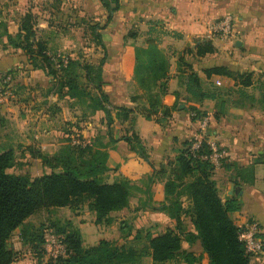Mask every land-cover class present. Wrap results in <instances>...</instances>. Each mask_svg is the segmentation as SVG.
<instances>
[{"label": "crops", "instance_id": "crops-1", "mask_svg": "<svg viewBox=\"0 0 264 264\" xmlns=\"http://www.w3.org/2000/svg\"><path fill=\"white\" fill-rule=\"evenodd\" d=\"M29 12L35 17L36 40L46 44L48 54L73 60L96 51V46L87 41L90 36L86 24L105 26L99 31L108 50L101 74L102 91L108 98L109 109L127 107L134 110L133 121L119 124L114 120L109 126L105 113L96 111L90 115L89 122H77L78 117L85 114L84 106L67 96L59 98L53 94L51 79L45 72L32 69L26 54L8 42V36L13 37L19 32L21 20ZM107 16L99 0H0V81L8 79L11 92L0 103V125H9V130L3 127L2 140L7 145L0 153L10 149L15 153L12 139L19 140L26 130L35 139L41 135L50 136V139L57 132L65 134L62 131L68 126L60 125V119L72 124L75 121L83 137L92 138L95 146L98 142L105 146L107 171L103 175L104 181L130 184L129 204L112 212L108 225L95 224V214L87 205L75 212L67 207L65 210L54 209L65 211V223L69 222L79 232L85 248L103 240L119 246L142 247L146 244L144 237L133 240L137 230L142 231L143 236L149 233L155 237L176 228L175 220L164 210L168 204L164 192L166 179H156L154 171L173 161L184 141L198 136L197 121L191 120V109L201 110L213 121L207 136L216 140L226 153L225 164L214 169L212 174L218 195L222 201L234 198L239 202V210L229 213V218L236 227L255 222L264 245V159L262 163L253 164L256 158L264 155V105L259 103L264 94L260 91L255 95L256 87L264 83V0H119L118 11L108 22ZM226 16L233 23V45L243 51L245 40H254L252 51L258 58L251 60L252 66L242 69L236 68L242 64V57L237 62L216 66H231L239 73L250 69L249 72L257 75L251 87L256 89L250 93L251 88L245 89L231 79L212 76V80H216L215 86L222 85L224 92L215 91L213 99L198 101L186 93L185 75L191 68L204 89L202 83L207 78L203 71L213 67L206 64L210 62L208 59L218 56V49L222 52L220 57L227 62L228 43L226 45L213 32L214 24ZM199 40H210L215 53L197 57L194 47ZM185 50L193 53L184 55ZM179 56L184 57L188 67L178 65ZM154 58L157 64L153 63ZM91 60L96 62L95 57ZM199 61L203 66H197ZM148 87L150 91H147ZM150 96H159L161 104L170 109L162 124H158L154 116L146 119L137 112L136 108H149L147 100ZM181 104L184 107L179 109ZM160 111L155 115L157 118L162 116ZM127 131L138 136L146 149V159L130 151L128 144L120 139ZM111 140L115 141L112 143ZM50 146L38 140L19 147L24 154L29 151L33 158L34 151L54 155L58 150ZM232 163L253 166L251 185L241 183L229 166ZM43 168L44 174L50 173V169ZM181 200L186 209L189 202L185 197ZM28 219L24 222V230H28ZM129 228L132 232L125 238ZM182 228L194 232L188 218L183 220ZM21 231L22 227L13 232L16 240L12 249L17 252V248L26 247L28 255L32 254L29 245L23 242ZM182 252L200 258L199 264H209L199 241L183 242ZM20 260L17 258L13 264H19ZM138 262L152 264V259L145 255ZM167 264L186 263L179 255ZM249 264H264V247L250 257Z\"/></svg>", "mask_w": 264, "mask_h": 264}, {"label": "trees", "instance_id": "trees-1", "mask_svg": "<svg viewBox=\"0 0 264 264\" xmlns=\"http://www.w3.org/2000/svg\"><path fill=\"white\" fill-rule=\"evenodd\" d=\"M99 1L108 14V22L119 9V0ZM35 22V17L30 12L27 13L21 20L19 32L13 37L8 36V42L13 48L26 54L32 69L45 72L51 79L53 94L59 98L67 96L86 106L89 115L103 111L109 126L114 120L119 124L133 121L134 110L127 107H107L108 98L102 91L101 77L104 56L97 63L84 60L80 56L75 60L67 58L64 63L61 55H49L46 44L36 40ZM104 27L98 23H87L85 26L95 46L103 51L105 46L99 31ZM194 52L197 57H203L215 53V48L210 40H199ZM192 53L191 50L184 51V55ZM155 59L153 63L157 62ZM178 65L188 67L182 56L178 58ZM188 70L184 83L186 93L198 101L213 99L215 92L204 90L198 76L191 68ZM203 73L207 79L212 76L226 77L243 88L252 87L254 80L251 73L241 74L226 66H213L205 69ZM161 87L162 85L160 89ZM256 88L264 94V83ZM146 89L150 91V87ZM148 99L149 108H136L137 112L146 119L154 116L153 119L162 124L169 116L170 109L161 104L159 96H150ZM259 103L264 105V95ZM159 110L162 116L157 118L155 115ZM195 111L191 109L192 114ZM191 120L195 122L198 119L192 115ZM120 139L128 144L130 151L142 158L148 157L146 149L134 132L129 134L127 131ZM114 141L111 140L112 143ZM104 148L99 143L97 146L79 144L70 148L63 147L54 155L34 151L32 157L40 159L42 165L50 169V173L34 179L27 175L8 173L7 170L13 168L16 162L14 152L10 149L0 153V264H13L17 259V252L9 246V240L13 232L21 227L23 242L29 245L38 264H42L45 256L46 229H51L56 236L61 237L66 247L65 256L50 259L46 264H139L138 259L145 255L151 257L152 264H167L179 255H182L186 264H199L200 258L182 252L183 242L192 244L196 241L200 242L203 252L207 254L209 264H249L251 256L245 253L243 243L239 240L241 227H236L229 218V213L239 210L240 204L234 198L221 200L212 180L215 168L209 161L201 158L209 154L208 147L202 143L198 150L193 151L192 139L182 143L173 161L154 171L156 179H166L164 192L168 204L164 210L175 220V230H167L155 237L149 233L143 236V232L137 230L133 240L138 241L144 237L146 244L142 247L126 244L119 246L115 242L103 240L89 248L83 247L79 232L69 222L64 225L53 223L35 233L24 230V222L42 209L67 207L75 212L87 205L95 214V224L108 225L112 212L128 206L130 184L127 181L107 183L103 180L107 171ZM263 159L264 155L256 158L253 164L262 163ZM226 160V157L223 158L220 165H224ZM229 166L241 183H253L252 165L244 167L232 163ZM235 183L238 184L237 181ZM182 197L189 202L186 209L183 207ZM185 218L190 220L194 232L182 228ZM127 230L125 238L131 234L132 228Z\"/></svg>", "mask_w": 264, "mask_h": 264}, {"label": "rangeland", "instance_id": "rangeland-1", "mask_svg": "<svg viewBox=\"0 0 264 264\" xmlns=\"http://www.w3.org/2000/svg\"><path fill=\"white\" fill-rule=\"evenodd\" d=\"M231 27L233 28V23L231 21ZM232 32V30H231ZM232 33L229 34L228 38L226 40H224V42L228 43V49H226V54H225V58L227 60V62L224 61L223 58L220 57V55H222V52L220 50L217 49L218 52V56H213L210 59V62L206 63L208 65L211 66H216V65H222V64H227L228 62H237L240 60V58L242 57L244 60H241V65H239L240 67H236V68H247V66H252L251 64V60H253V58H258L257 56L253 55V51H252V46L255 45V41L252 39L249 40H245V45H243V51H241V49L236 48V46L233 45V39H232ZM238 37V35H235V38ZM87 41L90 44H93V46L95 45V43L92 41L91 37H89L87 39ZM224 43V44H225ZM95 47V46H94ZM248 51V54H246V52ZM92 53V51H91ZM90 53V54H91ZM90 54H84L83 55V59L87 60V61H93L91 59H93V57L96 58V62L100 61L103 56H104V61H107V57H108V50L105 48V50L103 51L100 47H96V51L90 55ZM227 55V56H226ZM228 58V59H227ZM187 60H191V58H188ZM200 63L197 64V66L201 67L203 66V63H201V61H199ZM194 63V62H193ZM105 65V62H104ZM223 65V66H225ZM228 67V66H226ZM234 67V66H233ZM228 68H231L228 67ZM232 69V68H231ZM233 70V69H232ZM250 69H248L246 73H251L253 79L255 80L257 78V75H254V73L249 72ZM239 73V72H238ZM242 74V73H241ZM244 74V73H243ZM213 77L211 79H207L204 80L203 78V86L204 89L207 91H222V85L219 87L215 86L216 80H212ZM221 88V89H220ZM251 88V87H250ZM248 89V88H245ZM256 89V88H251L248 91H250V93H252V90ZM224 92V91H222ZM260 90H256L255 95H259ZM258 93V94H257ZM248 94V93H246ZM251 95V94H250ZM85 110V114L82 117H78L77 122L81 123L83 121L89 122V111L86 108V106H84ZM218 111V110H217ZM195 115L197 120V125L199 124L200 121L202 120H207L208 124L206 127V130H211V124L213 121L210 120L209 116L207 115L206 112H202L201 110H197L195 111ZM80 113V112H79ZM80 116V114H79ZM61 122L60 125H62L64 127V125L68 126L65 130H63L62 132L65 131V134H61L59 132H57L58 134L52 135L51 138L49 139L50 136L45 137L44 135H41V137H39V139H35L33 136L27 134V130L26 133L23 134L22 136L19 137V140H13L14 143V150H15V165L13 168L7 170L8 173L10 174H15V175H27L29 176L31 179H34L36 177H39L41 175H43L46 170H44V166L42 165V163L40 162V160H36L30 157L29 151L26 152L25 154L23 153V151L21 152V148L20 147H24L26 146V144H28L29 142L35 143L39 140V142H47V144H50L51 148L56 147V150L59 151V149L63 148V147H67L70 148L71 146H76L79 144H93V142L91 141L92 138L90 137H83L84 135H82L79 131L80 127L79 125H76V122L74 121V123H70V121L64 122L63 119L59 120ZM72 122V121H71ZM3 127H6L7 130H9V125L6 126V124H1L0 125V149L2 147H6L5 145H7L5 143V141L2 140L5 128L3 130ZM79 128V129H77ZM45 138L46 141H45ZM88 140H90V142H88ZM15 141V142H14ZM20 141V142H19ZM97 141V140H96ZM96 141L94 143H96ZM74 142V143H73ZM100 142H98L99 144ZM18 144V145H17ZM18 146V148H17ZM20 146V147H19ZM36 149V148H35ZM37 150V149H36ZM57 151V152H58ZM53 155V154H52ZM48 169V168H47ZM48 172V171H47ZM103 178V177H102ZM105 178H103L104 180ZM63 210H65V208H61ZM66 221V213L65 211H60L58 209H54V208H50V209H42L39 210L38 212H36L33 216H31L28 221L26 222L27 224V229L31 232V233H35V232H39L41 231L43 228H48L51 224L53 223H58L60 225H64ZM30 228V229H29ZM16 238L12 236V238H10L9 240V246L12 248L13 242H15ZM17 258L21 259L19 264H38V261L36 259L35 256H33L32 254L27 253V249L26 247H21V248H17ZM42 264H46V262H49L48 260H50L47 256L42 258Z\"/></svg>", "mask_w": 264, "mask_h": 264}, {"label": "built area", "instance_id": "built-area-1", "mask_svg": "<svg viewBox=\"0 0 264 264\" xmlns=\"http://www.w3.org/2000/svg\"><path fill=\"white\" fill-rule=\"evenodd\" d=\"M231 18L229 16L224 17L220 21L216 22L213 26V32L218 35L222 40H226L231 33ZM62 57L64 63L67 58ZM219 84V82H217ZM11 95L8 79L0 81V103L2 100ZM208 121L202 120L198 124V136L192 139V150H198L202 143L208 147L209 154L203 155V160L209 161L216 169L220 166V161L226 157L224 149L219 145L216 140H213L207 136ZM44 250L45 257L49 259H56L60 256H65L66 247L61 241V237L54 234L51 229H46L44 233ZM239 240L243 243L245 253L249 256H253L263 250V241L259 234L258 225L255 222H248L241 227L239 233Z\"/></svg>", "mask_w": 264, "mask_h": 264}, {"label": "water", "instance_id": "water-1", "mask_svg": "<svg viewBox=\"0 0 264 264\" xmlns=\"http://www.w3.org/2000/svg\"><path fill=\"white\" fill-rule=\"evenodd\" d=\"M237 43H238V42H237ZM237 45H238V44H237ZM183 107H184V105L181 104V105L179 106V109H182Z\"/></svg>", "mask_w": 264, "mask_h": 264}]
</instances>
